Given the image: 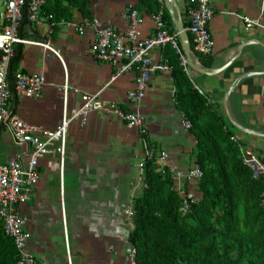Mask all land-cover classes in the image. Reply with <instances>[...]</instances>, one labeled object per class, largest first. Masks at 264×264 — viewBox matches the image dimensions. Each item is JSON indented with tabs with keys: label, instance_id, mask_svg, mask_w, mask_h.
Instances as JSON below:
<instances>
[{
	"label": "crops",
	"instance_id": "obj_1",
	"mask_svg": "<svg viewBox=\"0 0 264 264\" xmlns=\"http://www.w3.org/2000/svg\"><path fill=\"white\" fill-rule=\"evenodd\" d=\"M185 14L183 0H177ZM93 20L78 11L71 22L57 30L44 21L35 25L23 22L20 35L29 41L20 45L23 59L19 73H39L46 81L42 98L34 100L14 91L9 110L26 122L54 131L62 124L66 112L72 114L83 105L84 95H97L125 111H139L149 129V142L156 152H166V168L181 171L192 168L197 157L194 136L182 126V111L176 107V86L171 74L154 73L147 95L139 105L128 101L134 89L133 72L118 75L119 68L96 61L91 53L95 32L91 23L112 21L125 28L123 12L135 7L138 0H90ZM215 15L210 31L215 52L205 67L199 56L194 63L205 70L225 67L216 75H203L190 69L198 90L205 94L226 117L236 140L253 150L264 161V0H212ZM146 14V13H145ZM140 38L154 34V24L146 14ZM258 20L260 27H248L242 18ZM86 31L82 36L77 29ZM37 43V44H36ZM49 44L60 57L38 45ZM246 45L239 52V49ZM165 51H156L155 65L164 62ZM238 57V58H237ZM237 58V59H236ZM248 75V77L242 78ZM242 78V79H241ZM69 85L67 102L62 87ZM231 116L244 128L259 136L237 130L225 107L226 96ZM28 148L18 146L11 132L0 133V164L25 156ZM145 156L144 145L136 130L114 115L95 112L84 125L72 123L65 156L48 155L40 161L41 179L28 203L19 208L28 222L31 249L43 264H128L133 228L126 209L142 195L144 176L139 168ZM202 194L199 182L184 183Z\"/></svg>",
	"mask_w": 264,
	"mask_h": 264
},
{
	"label": "built area",
	"instance_id": "obj_2",
	"mask_svg": "<svg viewBox=\"0 0 264 264\" xmlns=\"http://www.w3.org/2000/svg\"><path fill=\"white\" fill-rule=\"evenodd\" d=\"M188 26L187 33L191 35V51L193 55L208 57L215 52V41L210 31V24L215 12L212 0H183ZM45 0H0V133L8 129L18 146L28 148L25 156L7 163L0 164V221L3 224L5 236L12 240L18 255L17 264H43L31 249V233L28 222L19 208L31 199L34 188L41 179L40 161L42 158L59 153L65 156L68 134L73 122L82 124L88 122L89 116L95 112L114 115L123 121L129 129L136 130L144 145L145 156L139 168L144 176L146 163L154 158L157 170L164 173L166 170L172 174L175 181V190L183 198L180 211L187 213L196 203L197 195L194 191L186 190L184 183L200 182L204 172L197 162L188 170L181 171L176 167L166 168L168 154L156 152L149 142V129L143 115L139 111H125L116 103L104 101L100 94L84 95L83 105L80 109L68 114L67 109L62 119L61 126L54 130L30 124L17 114L9 110L10 100L13 96L8 85L9 65L14 57L18 45H27L29 41L20 35V28L28 20L35 25H41L45 20L41 16ZM154 24V34L146 39L140 38V28L145 23L147 15L135 7H128L122 14L125 28H119L112 21L91 23L95 32L92 46L93 58L102 63L111 64L119 68L118 75L133 72L135 74L134 89L128 94V101L133 105L143 102L150 87L154 73L172 74V67L168 61L158 65L154 64L152 55L156 51H165L169 48L175 50L181 59L184 69L190 74L188 60L182 50L178 32H171L164 20V7L157 13L148 15ZM248 27H260L258 20L249 17L242 18ZM80 35L85 34V29H77ZM37 44V43H36ZM45 49L60 54L49 44L38 43ZM61 58V57H60ZM47 81L39 73H19L16 76L14 92L19 96L30 99L42 98ZM65 101L68 100L69 85L62 87ZM182 126L186 130L192 128L188 116L182 112ZM236 140V138H232ZM243 164L249 169L252 178L262 180L264 183V161L251 149L240 147ZM145 189V180L140 182ZM261 207L264 210V188L261 193ZM136 212L134 202L126 209V217L134 229ZM128 264L137 263V249L133 245L128 254Z\"/></svg>",
	"mask_w": 264,
	"mask_h": 264
},
{
	"label": "trees",
	"instance_id": "obj_3",
	"mask_svg": "<svg viewBox=\"0 0 264 264\" xmlns=\"http://www.w3.org/2000/svg\"><path fill=\"white\" fill-rule=\"evenodd\" d=\"M45 1L41 16L54 30L71 22L75 11L93 20L90 0ZM162 7L168 29L176 32L164 0H138L135 5L148 15ZM183 19L187 27L186 13ZM166 51L164 61L172 67L176 107L188 116L192 124L189 132L197 142L194 154L204 172L199 182L202 196L184 214L180 211L183 198L174 188L172 174L169 170L158 171L154 158L146 163L147 187L135 199L136 215L130 234V242L137 249V263L264 264V210L260 202L264 183L252 178L241 158V143L232 140L234 130L195 86L181 64L180 55L171 48ZM22 59V51L16 47L8 74L12 92ZM200 59L205 67L212 66L207 58ZM17 263L15 246L5 236L0 221V264Z\"/></svg>",
	"mask_w": 264,
	"mask_h": 264
},
{
	"label": "water",
	"instance_id": "obj_4",
	"mask_svg": "<svg viewBox=\"0 0 264 264\" xmlns=\"http://www.w3.org/2000/svg\"><path fill=\"white\" fill-rule=\"evenodd\" d=\"M164 4H165L166 9L169 12V15L171 16L172 23L174 24L175 29L178 32L179 36H180L181 47H182V50H183V52H184V54H185V56H186V58L188 60V64H189L190 69H193L194 71H196V72H198L200 74H203V75H208V76L212 75L213 76V75H216V74H219V73L223 72L229 66L232 65L233 62H230V64H227L223 68L214 69V70H211V71L205 70V69H202V68L198 67L193 61V55H192V51H191L190 38H189V35H188V33L186 31V28H185L182 11L180 9L178 1L177 0H164ZM245 45H246L245 43H242V45H241V47L239 49V52H242V49L244 48ZM1 60H2V56L0 54V62H1ZM245 77H248V75H245L242 78H245ZM233 89H234V85L230 88V90H229V92H228V94L226 96V100H225V107L228 110V116H229V119L232 122L233 126L237 130H239V131H241L243 133H246V134L256 135V136L261 135V134H259L256 131H252V130H249V129L244 128L243 126H241L231 116V114L229 113L228 100H229V96H230L231 92L233 91Z\"/></svg>",
	"mask_w": 264,
	"mask_h": 264
},
{
	"label": "rangeland",
	"instance_id": "obj_5",
	"mask_svg": "<svg viewBox=\"0 0 264 264\" xmlns=\"http://www.w3.org/2000/svg\"><path fill=\"white\" fill-rule=\"evenodd\" d=\"M23 208V206L21 207V209Z\"/></svg>",
	"mask_w": 264,
	"mask_h": 264
}]
</instances>
